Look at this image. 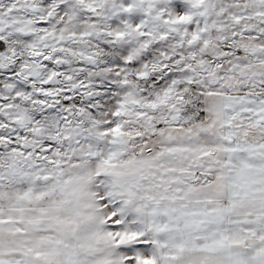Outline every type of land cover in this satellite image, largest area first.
I'll return each mask as SVG.
<instances>
[{
	"label": "snow or ice",
	"instance_id": "1",
	"mask_svg": "<svg viewBox=\"0 0 264 264\" xmlns=\"http://www.w3.org/2000/svg\"><path fill=\"white\" fill-rule=\"evenodd\" d=\"M0 264H264V0H0Z\"/></svg>",
	"mask_w": 264,
	"mask_h": 264
}]
</instances>
